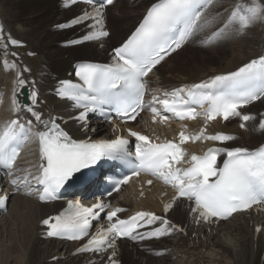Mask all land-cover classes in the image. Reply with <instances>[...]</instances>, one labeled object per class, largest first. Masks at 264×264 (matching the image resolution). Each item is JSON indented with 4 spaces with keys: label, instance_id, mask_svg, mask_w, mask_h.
I'll list each match as a JSON object with an SVG mask.
<instances>
[{
    "label": "snow or ice",
    "instance_id": "1",
    "mask_svg": "<svg viewBox=\"0 0 264 264\" xmlns=\"http://www.w3.org/2000/svg\"><path fill=\"white\" fill-rule=\"evenodd\" d=\"M217 2L218 0H155L135 30L120 46L113 49L110 63H78L75 66V76L79 82L60 80L55 90L56 95L72 101L73 107L80 110L72 118L85 132L88 129L89 113L97 111L109 122H113V112L118 117L135 121L146 106L144 96L148 90V80L145 78L166 56L217 21L221 13L206 15L208 9ZM114 3L115 0H62L65 8L78 4L87 7L68 23L57 27L63 29L84 25L86 34L81 39L69 41L70 44L103 41L110 35L106 27L107 8ZM224 12L227 16L222 25L202 41L205 45L234 33L243 35L253 24L264 21V3L259 0H249L248 3L235 0L231 8H225ZM20 46L21 42L10 33H5L0 25V55L3 56L0 67L15 70L16 73L11 100V110L16 117L0 125V171L7 176L14 191L24 189L26 195L35 192L41 201L59 199L58 193L65 186L89 182L95 171L93 166L107 158L118 160L130 168V175L120 179L109 177L112 191L107 195L119 192L121 185L127 184L133 176L146 172L161 179L164 184L171 185L174 189L173 202L179 198L193 202L191 213L197 223L201 220L211 222L213 218L227 219L238 211L264 206V145L255 150L244 147H212L203 155H191L190 166H176L184 159L185 150L181 146L186 142L206 140L224 144L236 139L223 132L206 134L209 122L217 118L227 121L239 117L242 121L239 126L243 129L245 122L255 119L250 114L242 113L241 109L264 99V55L251 59L235 71L163 92L164 98L154 94L147 105L154 122L164 123L169 119L162 112L171 113L182 121L203 115L205 127L195 135L181 130L178 142H156L139 131L128 129L129 136L134 137L137 142L135 152L131 153L127 148L129 140L123 136L111 140L73 139L57 123L61 118L49 113L48 118L43 119L42 112L36 110L38 92L35 81L23 78V72L30 69L24 66L21 71L15 59H7L9 54L17 57V53H10V47ZM29 86L28 99L31 103H22L17 97ZM197 106L202 111H197ZM106 107L112 111H106ZM22 113L30 114L36 123ZM38 125L43 130L34 131ZM113 125L115 131L114 122ZM183 127L186 128L187 125ZM258 129L264 131V119L259 121ZM33 136L39 144L36 174L32 173L30 167H17L22 145ZM220 156L224 157L222 163L218 162ZM148 183L151 184L152 181ZM6 199L7 194L0 196V207L5 206ZM110 207V204L99 198L90 207L78 200H69L63 211L44 219L42 223L48 227V237L72 241L87 237L86 243L77 248L76 252L101 255L108 253V264H119L116 259V241L119 238L143 241L159 239L173 231H184L164 216L151 211H137L127 219H120L118 213L125 209L115 207L107 211ZM172 207L173 203L169 202L164 204L163 210L167 213ZM105 211L107 225H101L94 233H90L92 221L99 219L100 214ZM157 222L159 227H151ZM141 228L150 230L138 231ZM256 231L259 233L261 227L257 226Z\"/></svg>",
    "mask_w": 264,
    "mask_h": 264
},
{
    "label": "bare ground",
    "instance_id": "2",
    "mask_svg": "<svg viewBox=\"0 0 264 264\" xmlns=\"http://www.w3.org/2000/svg\"><path fill=\"white\" fill-rule=\"evenodd\" d=\"M153 1L139 0L134 3L133 0H128L125 7L122 8L121 5L116 15L118 23L112 27L109 35L114 43L122 40L137 23L141 11ZM234 2L235 0H218L212 8L214 12L212 15L217 12L221 13L224 8L230 9ZM248 2L249 0H244V3ZM259 2L264 3V0H259ZM47 3L49 0H0V25L3 26L5 33H10L13 38L24 43L20 47H10V53H17V57L9 54L7 59L9 61L15 59L21 71L24 66L30 69V71L23 72V78L27 81H35V89L38 92L36 110L42 112V118L49 115L52 107L58 114L67 113V104L64 101L55 100L48 92L53 86L51 72L58 74L65 72L69 58L97 60L104 55V51L96 50V45L93 43L75 48L57 49L55 43L74 38L77 28L57 34L50 33L46 29L73 18L79 11L76 9L55 14L52 13V10L56 8L55 3L48 5ZM116 3L110 6L108 11L114 8ZM209 12L211 9L208 10ZM226 16L227 13L223 19ZM221 18L222 13L213 23L216 27ZM263 34L264 21H258L249 27L243 35L234 33L218 40L217 45L208 46V48H212L208 52L204 50L197 54L196 52L199 51L192 47L184 58L179 57L180 59L164 69L166 74L162 72L161 76V72L156 69L148 78V82L155 88H172L202 80L219 72L232 71L250 58L264 55ZM73 49H78L75 51L77 56L71 53ZM195 49L202 50L198 47ZM62 51L68 52L66 59L62 57L64 55H62ZM181 51L177 53H183L184 49ZM177 53L172 54L168 59L176 57ZM2 59L3 56L0 55V60ZM47 62L48 64H46ZM15 78V70L0 67V87L4 90L0 107V123L6 119L10 120L16 115L11 110ZM25 116L27 117V114ZM144 118L142 115L135 128H140L144 124ZM66 127L81 137L91 135L89 132L79 131L80 126L75 127L72 122L66 123ZM97 128L103 132V137H108V127L97 126ZM216 128L217 130L225 128L233 133H240V138L242 137L246 141L251 140V147L264 141V133H257L252 128L249 131H241L234 126L220 127L218 124ZM27 150V154L18 164L26 168L36 162V150L31 141ZM145 194L144 200L135 201L137 197L134 188L130 186L125 192L115 195L112 200L117 204L129 206L130 209L151 205L153 209L161 210L157 205L158 189L153 187L150 192ZM60 207L59 203L40 204L34 198L19 194L12 196L7 212L0 219V264H80L79 258L69 256L70 252L78 246L77 244H64L40 238L38 223ZM174 209L169 216L171 220L186 224L188 218L181 204L177 203ZM259 224L262 225V229L257 233L256 226ZM148 244L151 245L147 248L142 246L141 250L122 244L120 255H124L123 264H264L263 261L261 263L264 251V221L258 216L238 217L237 215L221 226L210 230L186 224V235L177 234L171 238ZM163 249H168L169 253L157 257L155 253ZM59 256L64 257L58 260L53 259V257ZM127 258H131L130 262H125Z\"/></svg>",
    "mask_w": 264,
    "mask_h": 264
},
{
    "label": "rangeland",
    "instance_id": "3",
    "mask_svg": "<svg viewBox=\"0 0 264 264\" xmlns=\"http://www.w3.org/2000/svg\"><path fill=\"white\" fill-rule=\"evenodd\" d=\"M56 2V0H49V3H55ZM49 3H47V5L49 4ZM124 4H127L126 3V1L125 0H119L118 1V4H117V6L115 7V8H113L112 10H110L109 12H108V20H109V25H110V27H111V29H112V27L113 26H115L118 22V20H117V14H118V12H119V10H120V8H121V5H122V8L123 7H125V5ZM52 11H54V9L52 10ZM53 13V12H52ZM45 23H46V21H44ZM112 38V37H111ZM194 43V42H193ZM192 45L193 44H191V45H189V46H187V48L184 50V52L183 53H180V54H178L176 57H173L172 59H171V61L170 62H168V63H166V64H164V69H167L168 67H170V65H171V63L173 62H175V61H177V59H182V58H184L185 56H186V54H187V51H189V49H191L192 48ZM191 46V47H190ZM96 48V47H95ZM192 49H194V50H196V51H199V52H196L197 54H199V53H201L202 51H206V52H208V50H212V49H206V48H204V49H202V50H197V49H195V47H193ZM76 50H78V49H73L72 51H71V53H74L75 54V51ZM96 50H99V49H96ZM101 51V50H100ZM62 53V55L64 54H66V53H64V51L63 52H61ZM68 53V52H67ZM76 56H77V54H75ZM180 57V58H179ZM164 69H160L159 70V72H161V75L164 73V74H166V72H164ZM163 72V73H162ZM261 105H262V103H261ZM220 235V234H219ZM215 237V236H214ZM216 238V237H215ZM262 254H263V257H262V259H261V263H263L264 262V251L262 252ZM130 260H131V258H127V260L125 259V262H130ZM263 261V262H262Z\"/></svg>",
    "mask_w": 264,
    "mask_h": 264
}]
</instances>
